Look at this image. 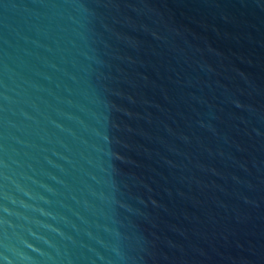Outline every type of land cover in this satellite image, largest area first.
I'll use <instances>...</instances> for the list:
<instances>
[{
  "label": "water",
  "instance_id": "water-1",
  "mask_svg": "<svg viewBox=\"0 0 264 264\" xmlns=\"http://www.w3.org/2000/svg\"><path fill=\"white\" fill-rule=\"evenodd\" d=\"M0 264H264V0H0Z\"/></svg>",
  "mask_w": 264,
  "mask_h": 264
}]
</instances>
